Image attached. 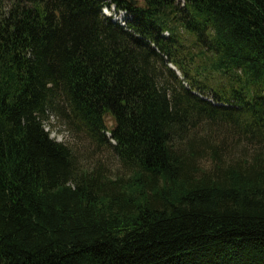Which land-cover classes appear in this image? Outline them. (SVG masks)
Segmentation results:
<instances>
[{
	"label": "trees",
	"instance_id": "trees-1",
	"mask_svg": "<svg viewBox=\"0 0 264 264\" xmlns=\"http://www.w3.org/2000/svg\"><path fill=\"white\" fill-rule=\"evenodd\" d=\"M0 264H264V0H0Z\"/></svg>",
	"mask_w": 264,
	"mask_h": 264
},
{
	"label": "rangeland",
	"instance_id": "rangeland-1",
	"mask_svg": "<svg viewBox=\"0 0 264 264\" xmlns=\"http://www.w3.org/2000/svg\"><path fill=\"white\" fill-rule=\"evenodd\" d=\"M141 0H137V4H140ZM104 15L111 16L114 13V8L110 7V9L104 10ZM118 13V12H117ZM121 13L118 14V18L121 19ZM173 68V66H171ZM179 75V73L176 71ZM44 129L49 132L51 138H53L57 142H61L70 147L75 154L78 156L79 164L85 168H91L93 166L102 165L105 173L108 175H113L118 169L116 160L112 156L110 152H101L100 154H94L91 150V147L83 138H78L67 130L64 123L54 115H49L48 120L43 122ZM105 123L108 127L113 126V121L109 117L105 118ZM108 136V134H107ZM205 162V161H203Z\"/></svg>",
	"mask_w": 264,
	"mask_h": 264
},
{
	"label": "water",
	"instance_id": "water-1",
	"mask_svg": "<svg viewBox=\"0 0 264 264\" xmlns=\"http://www.w3.org/2000/svg\"><path fill=\"white\" fill-rule=\"evenodd\" d=\"M127 1L130 5H136L137 4V0H125Z\"/></svg>",
	"mask_w": 264,
	"mask_h": 264
},
{
	"label": "bare ground",
	"instance_id": "bare-ground-1",
	"mask_svg": "<svg viewBox=\"0 0 264 264\" xmlns=\"http://www.w3.org/2000/svg\"><path fill=\"white\" fill-rule=\"evenodd\" d=\"M104 10H106V8L104 9ZM102 11H103V9H102ZM103 13V12H102ZM104 14V13H103ZM117 19V18H116ZM118 20V19H117Z\"/></svg>",
	"mask_w": 264,
	"mask_h": 264
}]
</instances>
